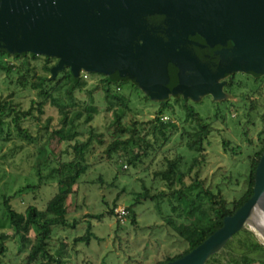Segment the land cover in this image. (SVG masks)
<instances>
[{
    "label": "trees",
    "instance_id": "1",
    "mask_svg": "<svg viewBox=\"0 0 264 264\" xmlns=\"http://www.w3.org/2000/svg\"><path fill=\"white\" fill-rule=\"evenodd\" d=\"M39 59H42L40 66L37 63ZM57 61L56 57L51 56L32 53L13 54L0 50V75L4 76L3 81L8 84L9 88H12L13 85L7 95L0 96V139H9L12 125L20 138L28 143H34L37 139L29 133L23 121L31 116L40 120L45 113L44 106L47 104L54 106L60 116L58 128L51 131L49 142L45 146L47 153L39 152L42 158L33 167L37 182L22 186L13 194L1 196L4 210L12 229H14V235H18L23 243L28 241L26 232L31 229L37 232L35 242L25 258V264H63V257L66 254L65 244L53 252L51 241L56 230L67 226L75 227V224L70 223L68 219L67 200L76 191L75 186L85 181L84 176L92 166L89 162V154L92 152L95 142L100 143L101 146L104 145V154L102 155L104 160L112 161L115 158L116 164L119 161H126L133 167L143 162L153 152L157 155L172 137L179 133L180 138L185 141V146L195 152L186 170H183L185 156L182 153H164L161 165L152 172V184L150 186L143 185L142 189L135 193L133 203L125 207L128 211L126 217L129 216L133 224L137 223L134 206L144 200L158 203L157 208L161 213L163 212V207L160 206L162 202L171 209L170 213L164 214L162 217L185 241L187 247L183 252L172 257L169 256L155 264H165L191 252L223 226L226 216L233 215L253 195L257 167L264 155V129L258 133V141L249 135V129L244 132L246 137L243 138L242 144L233 145L229 138L223 139L225 150L231 151L233 158L245 156L246 172L248 173L245 179L239 178L240 175L242 177L245 175L242 172L235 176L226 171L220 175L224 184L218 182L207 184L206 178L203 177L208 159L206 143H210L208 138L215 130L216 120L201 115L195 109L192 101L200 102L204 96L213 98L210 94L192 100L184 97L181 92H176L172 95L173 98L169 97L159 101V108L154 117L146 121L134 118L125 120L123 114L116 109L114 120L110 122L106 131L97 132L93 127H89L88 138L84 141L79 140L72 145L73 158L58 157L51 147L49 149L50 141L55 139L60 143L65 140L64 134L67 135L72 130L76 131L75 137L79 135L77 121L83 115L77 107L81 103L79 94L86 93L85 108L88 111H93V93L96 88L104 90V97L109 105L118 102L119 105L122 104L126 109H129V101L127 99H125L127 102L123 101L124 97L118 95L117 90L121 89L124 82L127 81L137 89L140 87L131 78H118L98 72H83L79 77H75L70 68L64 69L55 79H52L51 68ZM90 73H97L100 77L96 88H89L84 79V75ZM238 74H243L245 79H237ZM113 86L115 91L112 90ZM237 87L242 89L238 95L234 93ZM27 89L36 91L40 97L36 107L38 116L33 114L34 106L28 110H21L15 101L17 90ZM263 89L264 74L233 73L227 77L225 86V91L230 97L219 102L232 103V100H237L240 97L244 101L245 117L250 123L251 119L254 120L259 112L260 106L264 107V102H261L258 97L252 96L264 93ZM144 95L145 98L150 99L148 95ZM65 98H68L67 103L64 101ZM172 99L175 100V104H180L182 107L185 115L184 123H187L188 126H180L171 118L164 119L167 113L176 114ZM245 103H249L248 107L245 106ZM253 114L255 115L253 116ZM214 116L226 124L227 120L220 117L218 113ZM261 116L264 120V115ZM49 119L46 128L51 122V118ZM67 127L69 130H66ZM5 131L7 133L3 137ZM107 131L110 132V136L105 139ZM75 137L66 140L70 141ZM157 143H160L159 147L156 146ZM42 147L44 148V146ZM248 148H250V152H247ZM187 178L190 179L189 183L186 182ZM49 180L53 181L49 182ZM243 181L246 186L243 194L229 200L222 185H240ZM42 186H51L55 189L43 209H40L36 204H28L21 211L11 203L14 197H22L23 192H34ZM107 214L108 216L115 214L117 217L114 208ZM200 214L206 216V222L193 220L196 215ZM104 216L103 213L96 215L100 219H103ZM182 217L189 221L178 222L177 218ZM117 219L123 221L118 217ZM93 237L96 236L92 231V224L88 223L85 233L75 237L73 241L75 244L82 242L89 245ZM8 240L9 235L0 232V264H3V258L7 254L6 242ZM205 264H264V244L259 241L254 231L243 228L232 236L221 251L210 256Z\"/></svg>",
    "mask_w": 264,
    "mask_h": 264
},
{
    "label": "water",
    "instance_id": "2",
    "mask_svg": "<svg viewBox=\"0 0 264 264\" xmlns=\"http://www.w3.org/2000/svg\"><path fill=\"white\" fill-rule=\"evenodd\" d=\"M0 50L56 57L52 79L70 68L75 77L131 78L158 101L176 92L220 101L230 97L221 80L228 74H264V0H0ZM257 206L264 209V155L250 199L165 264H205L234 234L252 230Z\"/></svg>",
    "mask_w": 264,
    "mask_h": 264
},
{
    "label": "rangeland",
    "instance_id": "3",
    "mask_svg": "<svg viewBox=\"0 0 264 264\" xmlns=\"http://www.w3.org/2000/svg\"><path fill=\"white\" fill-rule=\"evenodd\" d=\"M41 62L42 59L37 60L39 66ZM86 75H84V79L87 86L96 88L100 80L99 75L97 73ZM3 77L0 75V96L7 95L13 88V85L12 88L8 87V84L3 81ZM240 78L245 79L243 74H238L237 79ZM112 90L115 91L114 86ZM241 90L237 87L234 93L238 95ZM117 91L118 95L124 97L123 101H129V109H126L122 104L119 105L118 102L109 105L104 97V90L96 88L93 93V111H88L85 108L86 93L79 94L81 103L77 107L83 113L77 121L79 135L75 137L76 131L72 130L67 135L64 134L65 140L60 143L52 139L49 149L51 147L58 157L71 159L74 157L72 145L79 140L84 141L88 138L89 127H93L97 132L106 131L110 122L114 120L116 109L123 114L125 120L134 118L146 121L154 117L159 108L158 100L145 98L144 94L146 93L141 88H135L131 82H124L123 87L118 88ZM252 97H258L261 102H264V93ZM39 100L38 93L28 89L17 90L15 96L19 109L28 110L34 106L33 114L37 116L39 113L36 107ZM64 101L67 103L68 98H65ZM171 102L175 104L174 99ZM192 103L201 115L216 120L214 123L215 130L208 138L210 143H206L208 159L203 177L206 178L207 184L210 182L224 184L220 178L224 171L235 176L242 172L245 175L243 177L240 175L239 178L245 179L248 174L245 156L233 158L231 151L225 150L223 139L229 138L233 145L242 144L243 138L246 137L244 132L249 129V135L257 140L258 133L264 129V120L262 116L260 117V115H264V107L260 106L256 117H253L255 114L252 116L254 120L251 119V122L248 123L245 117L244 101L240 97L237 100H232V103L227 101L220 103L209 96H204L202 101H192ZM248 104L245 103V106L248 107ZM108 106L109 109L107 110ZM44 109L45 113L40 120L31 116L23 121L29 133L37 139L34 143H28L20 138L12 125L9 131V139H0V232L9 235V240L6 242L8 251L3 258V264H25V258L35 242L37 232L34 229L25 233L28 236L27 242L22 243L19 236L14 235V229H12L4 210L1 196L13 194L20 187L37 182L33 167L42 158L41 153H47L45 146L49 142L51 131L58 128L60 122L59 113L54 106L47 104ZM175 110V115L167 113L164 119L171 118L180 126H188L187 123H184L185 115L180 104H175ZM217 113L227 120L226 124L214 116ZM49 118H51V122L46 128ZM66 130H69V127ZM6 133L5 131L3 137ZM179 135L180 133L172 137L157 155L153 152L135 167L128 165L126 161H119L116 164L115 158L112 161L104 160L102 157L104 145L101 146L100 143L95 142V146L89 154V162L92 166L84 176L85 181L75 186L76 191L67 200L68 219L70 223L75 224V227L67 226L56 230L51 241L53 252L65 244L66 254L63 257V264H155L184 251L187 247L185 241L162 217L171 211L164 202L160 205L163 207L162 213L157 208L158 203L155 201L144 200L137 203L134 206L137 213V223L135 224L132 223L129 216L120 221L115 214L113 216L107 214L112 208L116 211L119 207H128L133 203L135 193L140 191L143 185L150 186L152 184V172L161 165L164 153H182L185 156L183 170H186L195 152L185 146V141ZM109 136L110 132L107 131L104 138L108 139ZM71 137L75 138L70 141L66 140ZM159 144L157 143L156 146L159 147ZM247 152H250V148L247 149ZM154 158L155 160L152 161ZM51 181L53 180H49V182ZM189 181L190 179L187 178L186 182L189 183ZM222 186L229 200L242 195L246 187L244 181L240 185ZM54 192V187L42 186L34 192H23L22 197H14L11 203L21 211L28 204H36L40 209H43ZM102 213L105 214L103 219L96 217ZM205 219L206 216L202 214L193 218L195 222L200 220L206 222ZM177 220L178 222L189 221L184 217L177 218ZM88 223L92 224V231L96 237L91 239L89 245L82 242L75 244L74 238L85 233ZM245 228L250 229V226L247 225ZM255 234L259 241L264 244L256 231Z\"/></svg>",
    "mask_w": 264,
    "mask_h": 264
},
{
    "label": "bare ground",
    "instance_id": "4",
    "mask_svg": "<svg viewBox=\"0 0 264 264\" xmlns=\"http://www.w3.org/2000/svg\"><path fill=\"white\" fill-rule=\"evenodd\" d=\"M251 228L252 231H256L258 235L262 238L264 241V234H261L258 230H262L264 232V209L262 206H257L254 208L252 215H251Z\"/></svg>",
    "mask_w": 264,
    "mask_h": 264
},
{
    "label": "built area",
    "instance_id": "5",
    "mask_svg": "<svg viewBox=\"0 0 264 264\" xmlns=\"http://www.w3.org/2000/svg\"><path fill=\"white\" fill-rule=\"evenodd\" d=\"M83 73V72H82ZM85 73V72H84ZM85 76H87L86 74H85ZM127 213H128V211L126 210V208L125 207H119V208H117L116 209V214H117V217L119 218V219H121V220H124L125 218H126V216H127Z\"/></svg>",
    "mask_w": 264,
    "mask_h": 264
},
{
    "label": "flooded vegetation",
    "instance_id": "6",
    "mask_svg": "<svg viewBox=\"0 0 264 264\" xmlns=\"http://www.w3.org/2000/svg\"><path fill=\"white\" fill-rule=\"evenodd\" d=\"M235 73H237V72H235ZM231 74H233V73H231ZM231 74H228L226 77L222 78L221 80H227V77L230 76ZM224 90H225V87H224Z\"/></svg>",
    "mask_w": 264,
    "mask_h": 264
}]
</instances>
